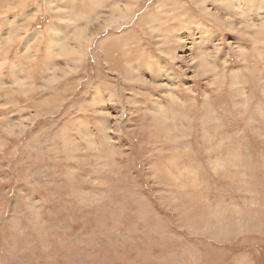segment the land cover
Returning a JSON list of instances; mask_svg holds the SVG:
<instances>
[{
	"label": "rangeland",
	"instance_id": "374dc122",
	"mask_svg": "<svg viewBox=\"0 0 264 264\" xmlns=\"http://www.w3.org/2000/svg\"><path fill=\"white\" fill-rule=\"evenodd\" d=\"M0 264H264V0H0Z\"/></svg>",
	"mask_w": 264,
	"mask_h": 264
},
{
	"label": "bare ground",
	"instance_id": "6f19581e",
	"mask_svg": "<svg viewBox=\"0 0 264 264\" xmlns=\"http://www.w3.org/2000/svg\"><path fill=\"white\" fill-rule=\"evenodd\" d=\"M45 28V27H44ZM85 28V27H84Z\"/></svg>",
	"mask_w": 264,
	"mask_h": 264
}]
</instances>
